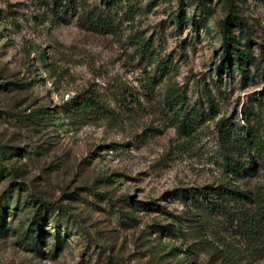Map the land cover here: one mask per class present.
Instances as JSON below:
<instances>
[{
	"label": "rangeland",
	"instance_id": "obj_1",
	"mask_svg": "<svg viewBox=\"0 0 264 264\" xmlns=\"http://www.w3.org/2000/svg\"><path fill=\"white\" fill-rule=\"evenodd\" d=\"M132 2L102 35L66 0H0V264H264V233L238 228L264 197V163L244 157L252 174L228 181L216 128L264 131V0ZM227 19L244 55L233 74L219 72ZM171 88L207 117L194 137L174 126ZM86 90L108 117L70 103ZM225 182L251 199L229 216L198 195Z\"/></svg>",
	"mask_w": 264,
	"mask_h": 264
},
{
	"label": "trees",
	"instance_id": "obj_2",
	"mask_svg": "<svg viewBox=\"0 0 264 264\" xmlns=\"http://www.w3.org/2000/svg\"><path fill=\"white\" fill-rule=\"evenodd\" d=\"M100 2L103 8L95 6L87 9L79 5L77 0H66L64 7L65 10H73L76 12L77 24L81 29L102 35L114 33L115 22H118L119 18L125 14H133L136 10V5L132 0H100ZM230 26L231 23H229L228 19L219 24L224 49L219 72L220 69H223L226 73L233 74L235 69L241 68V65L236 67L235 62L241 64L244 60V55L232 45L233 37L229 30ZM136 37L137 41H132L134 47L139 50L140 54L147 55L153 60L152 55L144 45L143 38L138 34H136ZM156 67L161 71L160 74L167 76L166 68L160 61H156ZM164 102L171 112L174 126L180 136L194 137L199 134L201 126L207 121V117L203 112L189 107L180 93L172 88ZM70 103L80 113L86 116L92 115L96 120L106 118L110 114L104 101L90 90L76 95L70 100ZM208 103L210 104L212 101H208ZM242 122L243 125H232L228 124L225 120H220L216 125L218 141L224 151L223 172L227 175L228 181H238L252 174V170L248 171L245 163H243L244 157L247 160L256 159L264 163V131L260 130L259 125L255 123L257 121L254 119L253 124L247 119ZM198 195H200L203 201L207 202L206 206H209L208 208L217 210L228 216L230 215L228 209L230 203L241 201L251 202L248 193L231 186L230 182L219 185L211 192V196L204 191ZM209 198L212 201H208ZM1 228H3V225L0 226ZM238 228L240 235L249 239H258L260 230L264 233V197L259 201L256 209L243 208L242 221ZM27 234H29L28 231ZM35 237H37V234Z\"/></svg>",
	"mask_w": 264,
	"mask_h": 264
}]
</instances>
